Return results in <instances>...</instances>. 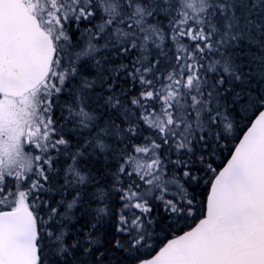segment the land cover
<instances>
[{"label": "snow or ice", "instance_id": "obj_1", "mask_svg": "<svg viewBox=\"0 0 264 264\" xmlns=\"http://www.w3.org/2000/svg\"><path fill=\"white\" fill-rule=\"evenodd\" d=\"M0 264H264V0H0Z\"/></svg>", "mask_w": 264, "mask_h": 264}]
</instances>
